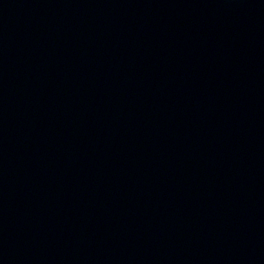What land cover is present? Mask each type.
Returning a JSON list of instances; mask_svg holds the SVG:
<instances>
[{
    "label": "water",
    "instance_id": "95a60500",
    "mask_svg": "<svg viewBox=\"0 0 264 264\" xmlns=\"http://www.w3.org/2000/svg\"><path fill=\"white\" fill-rule=\"evenodd\" d=\"M0 264H264V0H0Z\"/></svg>",
    "mask_w": 264,
    "mask_h": 264
}]
</instances>
